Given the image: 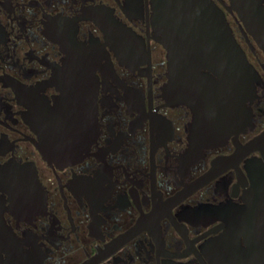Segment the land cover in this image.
Segmentation results:
<instances>
[{"label":"flooded vegetation","instance_id":"1","mask_svg":"<svg viewBox=\"0 0 264 264\" xmlns=\"http://www.w3.org/2000/svg\"><path fill=\"white\" fill-rule=\"evenodd\" d=\"M209 1L255 72L243 116L166 99L156 0H0V264H264V26Z\"/></svg>","mask_w":264,"mask_h":264},{"label":"water","instance_id":"2","mask_svg":"<svg viewBox=\"0 0 264 264\" xmlns=\"http://www.w3.org/2000/svg\"><path fill=\"white\" fill-rule=\"evenodd\" d=\"M230 7L239 12L249 30L253 25L264 26L259 0H231ZM156 38L167 49L169 80L164 95L168 101L186 102L197 94L210 103L226 105L235 94L243 116L255 72L222 9L209 0H156ZM188 72L199 74V80L186 81ZM175 73H181L182 79H175ZM65 105L72 111L69 120L83 119V103L65 97ZM70 151L65 148V153Z\"/></svg>","mask_w":264,"mask_h":264}]
</instances>
